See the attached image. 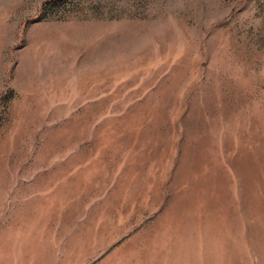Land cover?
I'll return each mask as SVG.
<instances>
[{"label": "rangeland", "instance_id": "rangeland-1", "mask_svg": "<svg viewBox=\"0 0 264 264\" xmlns=\"http://www.w3.org/2000/svg\"><path fill=\"white\" fill-rule=\"evenodd\" d=\"M0 264H264V0H0Z\"/></svg>", "mask_w": 264, "mask_h": 264}]
</instances>
